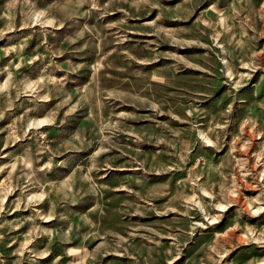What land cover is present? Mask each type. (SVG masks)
<instances>
[{"label": "rangeland", "instance_id": "rangeland-1", "mask_svg": "<svg viewBox=\"0 0 264 264\" xmlns=\"http://www.w3.org/2000/svg\"><path fill=\"white\" fill-rule=\"evenodd\" d=\"M0 264H264V0H0Z\"/></svg>", "mask_w": 264, "mask_h": 264}]
</instances>
